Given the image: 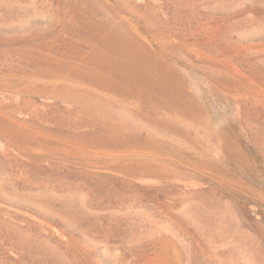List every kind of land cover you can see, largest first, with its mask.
<instances>
[{
  "label": "rangeland",
  "instance_id": "1",
  "mask_svg": "<svg viewBox=\"0 0 264 264\" xmlns=\"http://www.w3.org/2000/svg\"><path fill=\"white\" fill-rule=\"evenodd\" d=\"M0 264H264V0H0Z\"/></svg>",
  "mask_w": 264,
  "mask_h": 264
}]
</instances>
